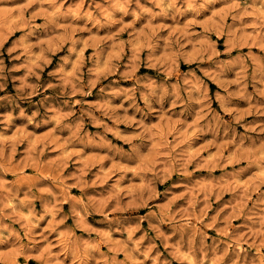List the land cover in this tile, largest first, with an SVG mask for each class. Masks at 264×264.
Masks as SVG:
<instances>
[{"label":"rangeland","instance_id":"rangeland-1","mask_svg":"<svg viewBox=\"0 0 264 264\" xmlns=\"http://www.w3.org/2000/svg\"><path fill=\"white\" fill-rule=\"evenodd\" d=\"M0 264H264V0H0Z\"/></svg>","mask_w":264,"mask_h":264}]
</instances>
